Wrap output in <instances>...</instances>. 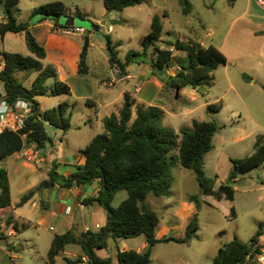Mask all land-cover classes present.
Here are the masks:
<instances>
[{
    "label": "trees",
    "instance_id": "16d2710c",
    "mask_svg": "<svg viewBox=\"0 0 264 264\" xmlns=\"http://www.w3.org/2000/svg\"><path fill=\"white\" fill-rule=\"evenodd\" d=\"M234 1V0H232ZM145 0H103L108 12L122 13L128 8L138 7ZM20 0H0V11L7 19L0 27V36L7 34H24L25 43L30 53L24 56L18 53L0 51V60L4 66L0 70V86L10 104L19 100L27 101L31 106L26 126L20 133L6 132L0 134V161L21 152L24 148H45L52 140L48 136L46 123L68 132L71 128L69 119L65 118L69 109L74 108L69 102H64L53 110L41 113L38 97H59L71 95L69 85L57 81L53 88L47 87L50 79H56L57 73L53 67H45L43 60L46 50L39 44L29 30V23H19L16 11ZM184 15L192 13L191 0H180ZM33 15L44 18L58 19L68 17L67 8L61 2L41 6L33 11ZM83 19L87 15L81 12L75 14ZM57 26V25H56ZM64 28V27H60ZM163 22L156 15L152 19L151 30L141 40L142 52L130 51L125 62L121 61L108 37L110 62L118 71V79L127 76V64L139 62L141 57L147 59L152 49L154 57L150 60L152 72L159 76L161 71L167 74L172 61L180 70L175 76L162 79L165 87L172 90L210 88L213 85V73L227 64L226 56L216 47H206L196 41L175 43L168 42L169 49L162 50ZM90 40L85 38L79 61V73L88 74L87 64ZM173 49V50H172ZM183 53L185 56L175 54ZM33 74H38L30 88L25 86V80ZM161 79V77H160ZM164 87V88H165ZM222 105H209V114H219ZM104 132L98 134L82 151L86 158L83 166H76L70 175L61 174L59 164L55 162L49 172V178L38 187L24 195L18 207L25 206L41 190L53 189L59 186L64 189L98 184L96 197L84 200V205L98 204L107 214L105 225L99 231H87L76 237L73 231L56 235L48 252L47 264H57V258L71 245H78L82 255L76 259L65 258L66 264H152L153 247L163 242L188 243L197 237L199 232L198 216L195 214L186 227L182 239H158L157 228L159 216L150 208L146 201L150 196L167 197L173 186V168L179 163L183 168L195 172L200 195L190 196V202L199 203L203 197H215L234 201L235 189L232 183L239 176L245 175L264 164V140L257 139L253 154L244 159H231L233 171L229 182L214 189L215 181L205 174L206 156L213 150V139L222 129L217 122L194 121L192 129H182L178 134L173 128L164 125V113L158 106L137 105L130 93L124 94L123 106L117 114H112L103 120ZM178 151V155L172 153ZM126 191L128 198L118 208L113 202L118 193ZM12 206L11 187L6 172H0V217L5 216L6 209ZM231 215L236 216L235 209ZM12 220V219H11ZM12 224V222H11ZM16 231L25 230V225H14ZM144 236L148 247L143 252L127 250L118 252L117 263L112 258H102L97 251L108 249L111 240L136 239ZM264 236V225L248 243L241 242L237 237L221 248L214 258V264H252L263 255L259 245Z\"/></svg>",
    "mask_w": 264,
    "mask_h": 264
},
{
    "label": "rangeland",
    "instance_id": "374dc122",
    "mask_svg": "<svg viewBox=\"0 0 264 264\" xmlns=\"http://www.w3.org/2000/svg\"><path fill=\"white\" fill-rule=\"evenodd\" d=\"M54 2L64 4L68 17L51 19L53 24L59 23L64 30L82 28L85 36H90L89 32H91L93 35L91 34L90 37L96 46L99 42L106 43L107 36L104 33L110 25H113L116 32L108 36L115 43L120 44L116 52L121 58H126L125 55L130 51L142 52L141 40L150 32L152 18L156 15L161 16L163 20V41L159 44L162 50L169 49L167 41L175 43L178 40L182 41L185 37H191L204 43L206 47L218 48L227 59L229 58L226 66L214 72L215 85L212 88H206L203 92L196 90L195 97L190 96L191 88H188L183 96L180 92L177 95L175 90L167 94L170 88L165 87L160 97H155V90L150 88L147 99L152 104L151 106H164V125L173 128L178 134L182 129H192L194 121L217 122L222 126L213 139V150L205 159V174L215 181V190L229 182V176L233 171L231 159H244L251 156L256 140L260 137L264 140V99L260 98L244 105L237 94H247L240 87L244 84L243 71L253 73L252 69L248 68L250 66L248 62L238 60L239 45L246 43L249 46L247 51L251 53L256 47L255 40L250 36L254 29L253 24L247 18L242 17L246 10L252 12L258 10L253 0H234V2L232 0H191L193 10L190 15L182 13L179 0H145L141 6L126 9L124 11L125 20L119 21H116L115 12L106 13L107 15L102 18L101 14L105 9L103 0H20L16 18L21 23L31 25L44 18L42 15H33V11ZM78 11L83 14L90 12L92 18L106 21V25L97 26L90 20L76 16ZM165 12L168 13V18L163 17ZM3 50L24 56L30 55L24 34H8L4 38L0 36V51ZM175 54L183 57L180 53L175 52ZM153 58L155 57L151 49L147 59L141 57L139 63L150 64ZM3 66L4 62L0 60V70ZM131 69L137 75L135 65ZM168 70L171 74L178 72L177 63L172 61ZM152 74L160 78L153 72ZM19 75L25 80V86L29 87L28 82L32 80L31 77L26 80L22 73ZM108 77H114L113 71ZM94 79V76L88 78L89 82H93ZM228 79L236 85L237 92L229 89ZM123 86L126 85L123 84ZM119 89L120 86L116 90ZM2 90L0 86V92ZM50 98L43 99L44 108L55 105V99ZM72 103H74L72 115L65 116L73 126L68 137L57 128L46 125L49 136L56 142L55 155H60L59 161L63 166L66 163L65 156L84 149L86 143L84 131H78L75 125L84 126L82 118L84 111L90 109L89 104L80 98L73 99ZM209 105H222V110L216 115L209 114L207 112ZM21 152L23 155V151ZM172 155L177 156L178 151H174ZM36 168L35 164L24 158L21 159L19 153L0 161V172L4 171L8 175L15 204L19 203L22 196L32 187L44 181L45 176L42 172H33ZM62 168L63 171L72 169L71 166ZM172 174L174 180L169 196L160 198L150 196L146 201V204L159 216V226L156 231L158 237H163L161 230L165 229L168 234L167 239L184 238L186 227L195 214L198 216L200 229L197 237L188 243L163 242L153 247L152 264H214V258L219 250L233 241L235 237L243 243H248L259 230L260 224L264 225V164L248 174L239 176L235 183H232L235 189L234 201L225 197L222 199L203 197L199 203L190 202V196L200 195L195 172L183 168L178 163L173 168ZM64 175H70V172ZM127 198L126 191L118 193L113 207L118 208ZM38 203V210L46 216L45 224L21 230L13 239L7 237V228L11 227V221L2 222L4 218L0 217V233L4 235L0 246L5 247L11 243L9 248L13 252L12 257L19 258L15 262L9 260V264H47L53 237L62 230L57 225V219H52L50 215L54 209L53 206L48 204L43 207L40 205V200ZM233 208L236 212L235 217L231 215ZM20 215L27 219L28 215H31V220H36V214L31 207L21 209ZM88 223L91 224V220L88 219ZM52 226L54 230H51ZM142 239L144 240V237ZM142 239H122L118 244L111 241L108 249L97 251V253L100 257L112 258L117 263L118 247L129 245L137 250ZM259 245L262 247L263 255L258 256L252 264H264V236L260 238ZM81 255L80 246H68L65 252L57 258V264H66L65 258L76 260ZM86 263L84 261L80 264Z\"/></svg>",
    "mask_w": 264,
    "mask_h": 264
},
{
    "label": "crops",
    "instance_id": "0c3cea01",
    "mask_svg": "<svg viewBox=\"0 0 264 264\" xmlns=\"http://www.w3.org/2000/svg\"><path fill=\"white\" fill-rule=\"evenodd\" d=\"M192 10H193V6H192ZM106 13H113V12H108L105 8L104 12L101 14L102 18L107 15ZM115 13L117 15L116 21L125 20L124 19L125 12L122 13L115 12ZM86 15H87L86 19L90 20L93 24L97 26L106 25V21L92 18L91 17L92 14L90 12L86 13ZM163 17L168 18V13L165 12ZM242 17L247 18L253 24L254 29L251 31L250 36L255 40V44H256L253 53L247 51L249 50V46L246 45V43H244V45H239L238 60L242 62L243 61L248 62L250 64L248 68L249 70L251 68L252 69L251 72H253V73H248L246 71H243L244 84H241L240 87L243 89L244 92H247V94L239 95V93H237L240 98V101L244 105H246L249 102L252 103L260 98L264 99V11L261 10L259 7L258 10H254V12L250 10H246L243 12ZM29 26H30L29 27L30 32L34 35V37L37 39L39 44L43 46L46 50V58L43 60L44 66L53 67L57 73V78L50 79L47 82V87L53 88L57 80L69 85L71 88V95H63L59 97H52V96L38 97L37 100L40 103L41 113L44 114L47 111L58 108V106L64 102H69L71 105H74V103H72L73 99L80 98L86 100L88 102L87 104H89L90 109L88 111H84V115L82 118L84 126L81 127L80 125H75V128L78 131L80 132L84 131V138L86 139L84 149L88 144L91 143V141L98 134L104 132L103 120L112 114H117L119 110L122 108L125 93H130L132 97L135 99L137 105H143L147 107L152 105L149 101H147V99L149 98L148 91L150 88H153L155 90L156 92L155 97L162 96V93L165 91L164 90L165 83L162 81V78L160 79L154 76L152 74L151 65L145 62L142 63L135 62L134 64L133 63L127 64L126 65L127 76L118 79L114 84V86L112 87L105 86L104 82L106 81V78L109 79L110 77L108 76L110 75V72L114 70L110 62V55L108 49V37H109L108 35L112 36L116 32V29L114 28L113 25H110L113 26V31H109V27H110L109 26L106 32L104 33V35L107 36L106 43L99 42L98 46L95 45L94 41L90 37L92 34L91 32H89L90 36H85V34L83 36L66 35L64 34V28H60L62 26H60L59 23L53 24L52 20L49 18H41L37 22L32 23L31 25L29 24ZM86 37H88L90 40V49L87 59L89 73L81 74L79 73V61H80V54L82 51L83 43ZM111 41H112V45L116 46V48L118 45H120L119 43H115V41L113 40ZM188 41H196L200 43V41L196 39H192L191 37H185L182 39V42H188ZM168 42L171 41H167L166 43ZM201 44L204 45V43ZM180 54H182V56H185V54L183 53ZM118 57L121 61L125 62L124 59L126 58H121L119 55ZM228 59H227V64H228ZM133 65H135L137 69V75L134 74V72L131 69ZM177 69L180 70V67L177 66ZM175 74L176 73L171 74V72L168 70L166 75L168 78L169 76H175ZM37 76L38 74H33L31 76L32 80L28 82L29 85L28 88L32 86ZM90 76H94L95 79L93 82H89L88 78ZM213 77H214L213 85L210 88H212L215 85L216 78L214 73H213ZM100 83L101 85H99ZM123 84H125L126 86H123ZM228 84L230 90L237 92L236 91L237 87L232 82L231 79H228ZM119 86L120 89L116 90ZM188 88H191L190 96L192 97H195L194 92L196 90L198 92H203L204 90H206V88L205 89L202 88V90H199V89H193L192 87H187L182 90H175V92L178 91L181 93V95L185 96V92L187 91ZM78 91L81 93H79ZM167 92H168L167 94L172 93V89H169ZM49 97L55 99L56 101L55 105H52L51 107L48 108H44L43 99ZM158 107L164 110V106L160 105ZM72 112H73L72 108L69 109L68 112L66 113V116H71ZM46 125L49 124L46 123ZM49 127H53V126L50 124ZM72 128L73 126L71 125L70 130L66 133L60 129L58 130L61 133H63L64 136L68 137V134L72 131ZM47 133L49 136L48 129H47ZM56 135L59 138L57 132ZM84 149H79L76 152H71L67 154L65 156L66 163L63 166L62 163L59 161L60 155L58 154L55 155L57 146H56V142L52 140L51 143L46 144L45 148L37 149V151L40 153L42 157V163L36 166L37 168L33 169V172L36 171L42 172V174L45 176L44 179L45 181L49 178V172L51 171L53 164L57 162L60 165L59 171L61 174H66L68 172H70L71 174L74 172L76 166H83L85 164L86 158L82 154V151ZM19 154L21 155V159H23L22 152H19ZM68 166H71L72 169L63 171L62 167L68 168ZM42 182L36 184L29 191L38 187ZM9 183H10L11 195H12V185L10 181ZM98 187H99L98 184L95 183L93 185L74 187L72 189H64L59 186H56L53 189H44L39 191L34 196V198L23 207H18L20 202L15 204L12 197V206L6 209L5 212L4 211L1 212V214L6 213L5 216L2 217L4 218L2 222H6V221L12 222L11 227L7 229L8 232L9 231L14 232L15 234L14 237L16 236L17 232H20V231H16V229L14 228L15 224L25 225L26 229L33 226L39 227L41 225H44L46 222V216L43 214V212L38 210L39 207L38 201L40 200L41 206L45 207V205L49 204L52 205L54 208L50 215L52 219L53 218L57 219V225L62 230L60 233L55 234L54 237L56 235H63L69 231H73L76 237H79L82 233L87 232L89 230L95 232L99 231V229H101L106 223L107 220L106 211L98 204L89 205V206L84 205V200L97 196ZM26 207H31L34 210V213L36 214L35 221L31 220V215H28L29 216L28 219L27 217L25 218L22 215H20V210ZM189 207L190 206H188V208ZM88 219L91 220V224L88 223ZM51 230H54L53 226L51 227ZM161 236L163 237L159 238L157 235L158 239L167 238L166 236H168V234L165 229L161 230ZM142 237L144 236L138 237L134 240L142 239ZM111 241L109 242L108 248L111 245L110 244ZM141 241L142 242L140 247H138V249L135 250L137 252H143L148 247L145 237L144 240L142 239ZM115 243L116 244L121 243V240ZM10 245L11 243H9L5 247L0 246V264H9L8 261L9 260L11 261L13 252L10 250L11 248H9ZM119 250L127 251L134 249H132V247L128 245L122 248L118 247V252Z\"/></svg>",
    "mask_w": 264,
    "mask_h": 264
},
{
    "label": "built area",
    "instance_id": "2783aa9c",
    "mask_svg": "<svg viewBox=\"0 0 264 264\" xmlns=\"http://www.w3.org/2000/svg\"><path fill=\"white\" fill-rule=\"evenodd\" d=\"M256 5L264 11V0H254ZM7 19L2 11H0V27L6 24ZM109 31H113V26L109 27ZM64 34L70 36H83L85 31L82 28H73L64 30ZM173 50V49H172ZM114 77H110L104 84L107 87H112L118 80V71L113 70ZM31 113V106L27 101L19 100L15 104H10L4 92H0V134L6 132L20 133L24 130L29 114ZM23 158L38 166L42 163V157L36 148H24ZM14 232L9 231L8 238L14 237ZM4 239V235L0 233V241ZM19 260L18 257H12L11 261Z\"/></svg>",
    "mask_w": 264,
    "mask_h": 264
},
{
    "label": "water",
    "instance_id": "95a60500",
    "mask_svg": "<svg viewBox=\"0 0 264 264\" xmlns=\"http://www.w3.org/2000/svg\"><path fill=\"white\" fill-rule=\"evenodd\" d=\"M164 73H165L164 71H161V72L159 73V76H160L162 79H166V78H167V75L164 74ZM201 90H202V88H201ZM177 95H178V91H177ZM47 124L50 125V122H47Z\"/></svg>",
    "mask_w": 264,
    "mask_h": 264
}]
</instances>
